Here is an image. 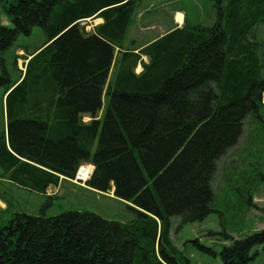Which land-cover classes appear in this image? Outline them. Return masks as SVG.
<instances>
[{
  "label": "trees",
  "instance_id": "trees-1",
  "mask_svg": "<svg viewBox=\"0 0 264 264\" xmlns=\"http://www.w3.org/2000/svg\"><path fill=\"white\" fill-rule=\"evenodd\" d=\"M136 1L3 6L12 27L0 25V53L36 27L45 44L18 80L0 75L7 106L0 167L44 194L90 163L86 186L114 188L135 218L122 224L90 212L16 214L0 226V264H181L171 220L179 229L212 212L219 159L246 118L264 126L262 46L251 38L264 21V0H211L213 26L182 27L137 49L123 45L133 38ZM89 18L103 22L88 34L79 21ZM222 236L231 241L220 252L223 264H248L264 246V230L240 240Z\"/></svg>",
  "mask_w": 264,
  "mask_h": 264
},
{
  "label": "rangeland",
  "instance_id": "rangeland-1",
  "mask_svg": "<svg viewBox=\"0 0 264 264\" xmlns=\"http://www.w3.org/2000/svg\"><path fill=\"white\" fill-rule=\"evenodd\" d=\"M6 1L0 0V25L12 27L3 8ZM179 7L186 14V22L182 26L185 29L208 28L216 22L217 11L211 0H184ZM149 18L151 17H144ZM153 18L157 20V16ZM98 21V18L84 19L79 21V27L89 34L102 24H98ZM137 21L138 16L134 15L129 30L134 42L124 41V46L133 45L137 49L152 37L157 36V41L174 31H161L165 26H153L157 24L155 21L149 22L147 27L141 26L140 30L139 26L133 25ZM253 33L258 43L264 44V21L259 23ZM44 44L43 33L37 27L29 36H19L7 51L0 53V75L6 73L12 82L18 80L24 74L28 62ZM258 56L261 76H264V46L259 50ZM143 61L146 62L147 59L144 57ZM15 62L17 69L14 67ZM140 72L141 67L138 65L135 73ZM5 96L4 89L0 88V136L6 134L7 129ZM100 114L102 113L97 115V119ZM90 120L88 116L82 117L84 123ZM253 120L245 119L237 143L217 163L211 182L214 195L212 212L203 221L183 225L179 229V220H171L170 239L179 252V257H184L181 264H223L220 252L231 243L223 240V233L233 240H240L264 230V126H255L252 124ZM82 167L89 171L90 179L94 167L90 163H83L76 170L73 180L60 177L58 184L49 186L44 194L20 186L11 178L12 173L5 174L0 167V226L7 225L16 214L37 216L41 212L45 217L66 212H90L106 221L122 224L132 221L135 215L129 210L131 205L114 197V188L106 193L88 188L86 183L89 179L85 181L79 177ZM252 254H255L254 259L248 264H264V246L255 248ZM185 260L189 262L186 263Z\"/></svg>",
  "mask_w": 264,
  "mask_h": 264
},
{
  "label": "crops",
  "instance_id": "crops-1",
  "mask_svg": "<svg viewBox=\"0 0 264 264\" xmlns=\"http://www.w3.org/2000/svg\"><path fill=\"white\" fill-rule=\"evenodd\" d=\"M183 1L184 0H137L135 3V14L138 16L139 21H137L136 26H139L141 30V26L147 27L149 25V22L155 21L157 24H154L153 26L158 25V24H159L158 26H161V25L165 26L164 28H161V31L167 32V31H172V30L181 28L182 26H184V22H186V14L184 10L179 7V4L182 3ZM147 13H149V15ZM145 16H150L151 18L144 19ZM155 16H157V20L153 18ZM214 21H216V18ZM98 22H99L98 24H100L103 21L102 19H99ZM257 27H256V30H257ZM148 29L149 27L146 30ZM251 38L256 43H258L257 41L258 39L254 35V33L252 34ZM156 39H157V36L152 37L149 41H146L145 43L140 44V47L147 46L151 44L153 41H155ZM126 41L134 42L132 40V37L127 38ZM262 41L264 42V37ZM258 44L261 45L262 47L264 46V44H261V43H258ZM127 46H130V45H127ZM263 95L264 93L262 94V96ZM262 103L264 104V99ZM254 122L255 121L253 120V124ZM258 122L259 121H257L256 124H259Z\"/></svg>",
  "mask_w": 264,
  "mask_h": 264
},
{
  "label": "bare ground",
  "instance_id": "bare-ground-1",
  "mask_svg": "<svg viewBox=\"0 0 264 264\" xmlns=\"http://www.w3.org/2000/svg\"><path fill=\"white\" fill-rule=\"evenodd\" d=\"M84 167V166H83ZM81 168L80 171H79V177H81L82 180H85L87 181L89 178H88V175H89V171H87V169H84V168ZM89 170V169H88Z\"/></svg>",
  "mask_w": 264,
  "mask_h": 264
}]
</instances>
